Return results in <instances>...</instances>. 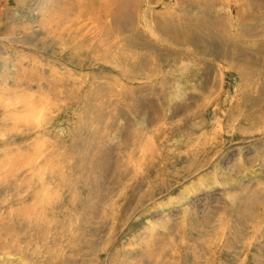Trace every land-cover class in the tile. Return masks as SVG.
Listing matches in <instances>:
<instances>
[{"label": "rangeland", "instance_id": "374dc122", "mask_svg": "<svg viewBox=\"0 0 264 264\" xmlns=\"http://www.w3.org/2000/svg\"><path fill=\"white\" fill-rule=\"evenodd\" d=\"M0 264H264V0H0Z\"/></svg>", "mask_w": 264, "mask_h": 264}, {"label": "bare ground", "instance_id": "6f19581e", "mask_svg": "<svg viewBox=\"0 0 264 264\" xmlns=\"http://www.w3.org/2000/svg\"><path fill=\"white\" fill-rule=\"evenodd\" d=\"M123 3V2H122ZM31 118V117H30ZM139 137V136H138ZM136 138H137V136H136ZM148 140V139H147ZM144 146V145H143ZM249 152V151H248ZM218 154V153H217ZM208 175V174H207ZM199 185V184H198ZM190 187V186H189ZM188 188V187H187ZM194 192V191H193ZM209 196V195H208ZM149 211V210H148ZM127 231V230H126Z\"/></svg>", "mask_w": 264, "mask_h": 264}]
</instances>
